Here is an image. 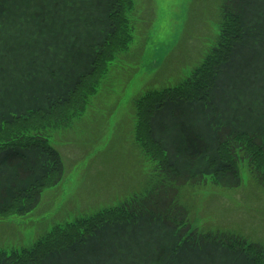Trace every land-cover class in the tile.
Segmentation results:
<instances>
[{"label": "trees", "instance_id": "16d2710c", "mask_svg": "<svg viewBox=\"0 0 264 264\" xmlns=\"http://www.w3.org/2000/svg\"><path fill=\"white\" fill-rule=\"evenodd\" d=\"M3 1L0 17L12 22L9 30L0 22V126L7 129L0 141L18 140L0 151V216H24L62 178L47 145L54 110L85 105L94 81L126 52L135 0H32L29 12ZM215 10L218 33L201 63L176 86L134 102V140L155 163L150 190L57 228L22 258L0 254V264H264L260 245L193 229L180 198V189L207 180L238 188L241 162L264 190V76L255 81L264 69V0H219ZM251 81L259 85L256 108L225 101ZM131 226L142 227L126 233Z\"/></svg>", "mask_w": 264, "mask_h": 264}, {"label": "rangeland", "instance_id": "374dc122", "mask_svg": "<svg viewBox=\"0 0 264 264\" xmlns=\"http://www.w3.org/2000/svg\"><path fill=\"white\" fill-rule=\"evenodd\" d=\"M3 3L11 5L9 0ZM218 3L135 0L134 14L129 17L133 32L126 52L117 55L111 67L94 81L95 88L85 96V105L76 103L74 111L54 110L57 117L47 124V145L62 164L61 181L42 190L39 204L30 213L0 216L3 257L22 258L20 254L48 241L57 228L62 230L98 212L113 211L122 202L150 190L155 184V163L143 155L134 140V102L147 91L176 86L201 63L218 33ZM13 4L29 12L37 2L13 0ZM6 19L0 17V22L8 24L9 30L12 19ZM263 76L261 69L255 81L260 83ZM258 88L251 81L241 86L240 93L231 91L224 99L237 100L244 110L256 108L260 100L253 106L256 99H252V93ZM72 111L77 114L72 116ZM205 125L199 121L195 127L204 130ZM6 131L0 126V133ZM15 140L18 138L0 141V151ZM237 170L240 186L236 189H222L207 180L180 189V198L191 211L192 228L198 232L226 233L264 248V190L251 177L246 162L237 164ZM139 228L131 226L125 232L133 234ZM143 231L146 241L153 237L147 227Z\"/></svg>", "mask_w": 264, "mask_h": 264}]
</instances>
